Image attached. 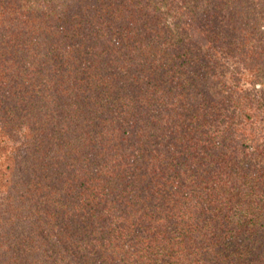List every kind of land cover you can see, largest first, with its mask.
Returning <instances> with one entry per match:
<instances>
[{"label": "trees", "instance_id": "1", "mask_svg": "<svg viewBox=\"0 0 264 264\" xmlns=\"http://www.w3.org/2000/svg\"><path fill=\"white\" fill-rule=\"evenodd\" d=\"M0 264H264V0H0Z\"/></svg>", "mask_w": 264, "mask_h": 264}]
</instances>
